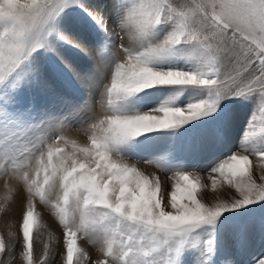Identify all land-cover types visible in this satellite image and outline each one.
<instances>
[{"label":"snow or ice","instance_id":"snow-or-ice-1","mask_svg":"<svg viewBox=\"0 0 264 264\" xmlns=\"http://www.w3.org/2000/svg\"><path fill=\"white\" fill-rule=\"evenodd\" d=\"M111 3V22L101 12L83 9L105 34L104 44L93 49L58 27L68 8H83L79 0H0V182L6 193H25L23 259L34 264L38 200L63 229V264L91 259L78 245L80 239L93 243L98 253L94 264H180L187 248H198L193 238L202 229L211 232L199 250L198 264H211L220 218L264 202V163L259 182L253 175V156L264 161V150L252 143L255 133L250 130L257 113L264 115V0ZM60 43L90 61L98 57V64L83 74L76 72L63 61ZM178 58L184 66H176ZM54 61L72 72L75 94H87L78 102L64 98L67 112L33 104L24 118L13 119L6 93L30 86L48 94L46 73L56 67ZM169 88L179 90L178 95L204 91L206 98L184 107L168 100L147 112L136 110L142 93ZM253 97L256 110L241 150L207 172L213 192L218 181L235 189L231 199L206 202L200 193L209 185L198 171L175 172L166 198L159 177L145 174L124 154L145 134L179 129L209 116L215 119L223 110L222 101ZM68 125L80 127L87 143L63 136L46 147L34 141L37 130L58 131ZM250 231L241 229L238 243L225 244L221 264H235L232 249L242 250ZM44 249L39 264H46L49 244ZM5 250L0 237V254Z\"/></svg>","mask_w":264,"mask_h":264},{"label":"rangeland","instance_id":"rangeland-1","mask_svg":"<svg viewBox=\"0 0 264 264\" xmlns=\"http://www.w3.org/2000/svg\"><path fill=\"white\" fill-rule=\"evenodd\" d=\"M168 2L175 5L176 3H183L184 0H168ZM79 3L83 8H68L60 17L58 27L72 39L90 48H98L104 44L105 34L83 9L101 12L111 22L115 15L111 0H79ZM58 48L63 61L81 74L89 69H94L99 62L98 57L94 56L90 61L78 49L70 45L60 43ZM187 51V48L183 49V52ZM49 59L52 60L53 58ZM54 62L56 67L50 68L46 73L47 82L50 85L48 94L42 95L38 88L30 86H22L18 90L6 93L7 112L13 119L24 118L26 110L33 104L37 109H50L57 113L67 112L68 109L63 107L64 98L78 102L87 94L82 92L80 95H76L74 89L77 87V82L74 80L72 72L65 69L63 64L58 61ZM176 66H184V60L178 58ZM109 70H111V66H109ZM147 91L150 94L142 93L135 101V108L140 112H147L168 100L175 101L173 106L184 107L187 103L206 98V93L198 90H185L183 94L179 95V90L171 88ZM93 94L96 95L97 93L94 91ZM222 109V112L215 119L209 116L179 129L145 134L132 141L125 148L124 154L132 163H136L145 174L159 177L166 198L174 183L172 177L175 172H200L202 182H207L209 185L201 190L200 195L204 197L206 202L211 203L216 199L214 195L216 192L211 189L207 172L230 154L241 150L246 129L249 127V122L256 110V100L254 97L251 99H226L222 101ZM221 128L225 129L223 133L219 131ZM250 130L255 133L251 138L252 143L264 150V115L257 113ZM57 136H63L69 140L74 139L79 144L87 143V137L83 130L73 125L65 126L58 131L37 130L33 134L34 141L38 145L42 143L45 147L54 143ZM60 144L63 146V141H60ZM35 155L38 156L39 153L37 152ZM145 161L150 162L146 163ZM262 163L264 161H261L259 157L253 156V175L257 177L258 182L259 169ZM39 179H43V172H41ZM216 190L228 192L225 198L222 197V200L231 199L237 195L234 188H229L227 185L221 186L219 181ZM36 202L35 206H39L42 212L46 213L58 226V229L60 228L63 238V229L49 207L41 204L38 200ZM21 226L20 230L16 231L12 237H4L0 228V237H3L6 243L5 252L0 254V264L25 263L22 254L23 235ZM247 228H250L251 231L246 236L243 249L238 251L233 248L231 258L234 259L235 264H257L258 260L264 259V202H260L235 212H226L220 218L215 229L216 255L212 258L211 264H221V260L226 259L225 244L238 243L241 229ZM34 229L32 230L34 264H39L44 256L46 243L49 244L46 264H63L64 238L62 239V246L56 247L47 242L44 235H36ZM210 232L209 229H202L199 237L193 238L194 243L198 239V248H187L181 257L180 264H198L199 250L203 249V242L209 238ZM78 245L85 248L91 257L84 264H94L98 253L93 243L80 239Z\"/></svg>","mask_w":264,"mask_h":264},{"label":"bare ground","instance_id":"bare-ground-1","mask_svg":"<svg viewBox=\"0 0 264 264\" xmlns=\"http://www.w3.org/2000/svg\"><path fill=\"white\" fill-rule=\"evenodd\" d=\"M215 192L216 199L221 200L228 193L226 190H216ZM26 209V197L23 190L18 193H6L3 188V183L0 182V228L4 237H12L16 234V231L20 230L23 222V214ZM35 210L39 213L38 223L34 227L35 234L39 236L44 235L47 242L52 243L56 247H61L63 238L62 232L59 230L60 228L58 229V226L53 223L46 213L42 212L39 206H35Z\"/></svg>","mask_w":264,"mask_h":264}]
</instances>
